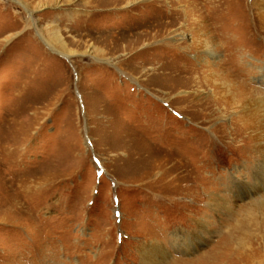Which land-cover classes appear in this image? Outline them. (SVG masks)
Listing matches in <instances>:
<instances>
[{
	"label": "rangeland",
	"instance_id": "obj_1",
	"mask_svg": "<svg viewBox=\"0 0 264 264\" xmlns=\"http://www.w3.org/2000/svg\"><path fill=\"white\" fill-rule=\"evenodd\" d=\"M251 4L0 0V264H141L139 245L156 241L160 264H264L252 140L264 23ZM162 169L185 177L175 200ZM213 200L227 209L211 233L173 248Z\"/></svg>",
	"mask_w": 264,
	"mask_h": 264
},
{
	"label": "bare ground",
	"instance_id": "obj_2",
	"mask_svg": "<svg viewBox=\"0 0 264 264\" xmlns=\"http://www.w3.org/2000/svg\"><path fill=\"white\" fill-rule=\"evenodd\" d=\"M251 5L253 7H255V8H257V10H258V13L257 14L259 15V18L261 19V22L264 23V0H252V4ZM213 8H215V7L213 6ZM212 10L214 11V9H212ZM199 18H201V17H199ZM183 38L184 39L187 38L186 35H182V39ZM194 43L195 44L197 43L198 45L200 44V42H198V40H194ZM214 43H215V41H214ZM203 45L204 46L202 48L201 47L199 48L200 51H202L203 53H205L212 60L213 59H216L217 58V53L214 51V47L211 46L212 43H209V42L206 41V42H204ZM245 93H246V95H249L250 94L248 90L245 91ZM257 106L260 107V105H257ZM262 106H263V109H264V104ZM255 108H257V107H255ZM261 130H263V129H261ZM233 135H234L233 132H231V136H233ZM260 137H261V135H260ZM261 138H263V136ZM252 140L255 141V143L257 145V148H256L257 153H259L262 156L263 161H264V141H262L264 139H262V140L260 139V141H258L257 138H253ZM263 168H264V166H263ZM175 170L177 171V169H162V171H160L161 172V177L163 178L161 180V182H166L167 181V183H168L169 182L168 180H170L169 183H171L173 185V188H172L173 189V192H172L171 189H169L168 185L161 187V190H162L163 193H166L165 194L166 197L168 195V197H170V199H173L174 198L173 200L177 199V197L181 194V192H184L185 191L184 189L181 188V185H180L181 181L185 177H183V175L180 176V174H182L180 172V174L177 175V177H174L173 178L172 177V175H173L172 172H174ZM146 179L147 178H145L143 181L146 182ZM256 179H260V180H259V183L256 185L255 189H257L258 191L259 190L260 191H263L264 190V169H262L261 172L256 175ZM239 182L240 181H238L235 184H233V187L234 188H240L241 182H242V184H245V183H243V180H241L240 183ZM235 185H237V186L235 187ZM144 187L148 188L146 186V184L144 185ZM168 191H170L171 193L168 194ZM213 202H214V205H209V207H210V210L209 211L212 214L209 215V216H207V215L202 216L201 218H199L197 221L194 222L195 231L191 232L192 235L187 236V237H179V236L175 237L174 240H173V242H172V246H174L173 248H175L177 245H180L181 243L184 244L183 246H187L186 243H187V241H188V239L190 237H193L194 242L196 241L197 243H201V238H203L204 234H206V233L210 234L211 233L210 229L212 228V226H213L214 223L213 224L209 223L207 219H209L210 217L214 216V214L216 212H218V210L221 211L223 209H227L226 202L221 203L223 201H217V200H213ZM263 206H264V204L261 205V207H263ZM138 249H139V253H140V256H141V260H142V263L141 264H160L163 260L165 261L170 256L168 254V249L167 248H164L162 246V244L159 243L158 241H156L154 243L153 242L152 243H148L146 245L141 244V245H139V248ZM187 251H189V250H187ZM228 263L229 262L227 261V259L225 257H223V256H216L215 254L211 253V254H207L206 256H204L203 258H201L200 260H198L197 262H193V263L185 262V263H181V264H228Z\"/></svg>",
	"mask_w": 264,
	"mask_h": 264
}]
</instances>
